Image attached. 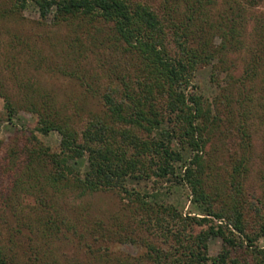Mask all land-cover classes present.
<instances>
[{
    "label": "trees",
    "instance_id": "trees-1",
    "mask_svg": "<svg viewBox=\"0 0 264 264\" xmlns=\"http://www.w3.org/2000/svg\"><path fill=\"white\" fill-rule=\"evenodd\" d=\"M261 2L0 0V18L21 17L31 6L38 23L50 19L64 27L73 59L98 45L114 58L99 76L64 68L82 89L84 102L75 107L85 114L76 124L49 91L23 93L17 103L0 81L5 118L12 121L20 108L32 117L19 129L26 141L16 137L1 151L0 177L15 200L32 188L40 207L8 225L10 236L0 237V264H79L80 251L105 264H143L140 256L116 257V263L109 256L112 242L140 244L143 231L164 236L166 244H141L150 264H264V12L244 13ZM214 59L210 78L217 91L205 95L193 82L195 70ZM43 62L37 67H59ZM89 97L94 101L87 106ZM53 131L59 134L56 148L38 136ZM255 132L263 192L249 199ZM220 151L227 153V172L212 179ZM177 186L188 190L192 211L170 200ZM98 191H111L121 201L114 223L80 227L66 213L63 196ZM211 236L221 240L215 255L208 253ZM21 238L20 249L13 248ZM59 239L70 245L65 252L57 253Z\"/></svg>",
    "mask_w": 264,
    "mask_h": 264
},
{
    "label": "rangeland",
    "instance_id": "rangeland-1",
    "mask_svg": "<svg viewBox=\"0 0 264 264\" xmlns=\"http://www.w3.org/2000/svg\"><path fill=\"white\" fill-rule=\"evenodd\" d=\"M222 2L223 0H219ZM220 5H218L219 7ZM260 11L264 12V2L257 3L254 6H249L245 13V16L252 14H258ZM18 17V16H17ZM251 18V17H250ZM38 13L31 6L26 7L22 11V16L18 18H11L10 16L0 18V81L2 83V90L5 91L12 99L17 103H22L23 93L34 94L38 96L41 93L49 91L54 97L56 105L59 103L64 106L63 111L70 114L74 120V124L78 121H82L80 118L85 114L84 111H76V104H83L84 99L81 93V85L78 79L74 76L68 75L66 69L75 68L76 72L82 76L88 78L91 74L99 73L105 74V67H109L110 61L114 58L109 52L104 53L103 47L98 45L86 46L83 52V56H80L78 60L73 59L74 46L70 43L68 32L65 28H57L52 25L51 20H47L46 23H38ZM252 23H249V28ZM88 45V44H86ZM35 56V57H34ZM43 60L44 63L54 64L57 67L56 70H44V66L37 67L38 61ZM241 63V59H237ZM216 59L210 61L207 64H200L195 70V77L193 82L197 84L198 89L205 95H213L217 91L216 84L211 81V70ZM234 73L237 75L236 70L238 67H233ZM65 71V72H64ZM102 76V75H101ZM220 77L224 76V73L219 74ZM30 83V84H25ZM255 82L261 84L259 78L255 79ZM225 83V82H223ZM28 85V86H27ZM256 86V85H255ZM256 95V88L254 91ZM0 98V138L2 139L0 154L4 149L6 143L12 142L14 138H21L19 129L27 126L32 120L29 111L24 108H20L12 121L5 118L4 105ZM89 101L87 106H90L94 98L89 97L86 99ZM86 106V104H85ZM259 132L254 133L253 144L254 153L252 157V168L247 177L246 189L248 192V198L252 199L251 194L260 195L263 189L260 186L259 179L257 177L256 169L260 165V158L257 153L261 151V139L259 138ZM43 143L49 144L52 148L57 147L59 134L56 131L50 132L46 135L38 134ZM23 141H26L23 138ZM229 142V141H228ZM230 147L229 145H227ZM219 151V150H218ZM208 154L213 153V149H208ZM207 154V153H206ZM207 154V155H208ZM227 153L221 152L218 158L214 159L213 170L211 172L212 179H223L226 175L227 164L224 160ZM225 161V162H224ZM21 162V161H20ZM84 167V160L80 162ZM226 168V169H224ZM31 180L28 176L25 179ZM3 177H0V206H4L3 209L8 213L4 214V210L0 208V237L8 238L11 231L8 228L9 224L19 221L17 218L20 215L28 216L31 211L40 209L34 204L35 196L31 194L33 189L26 191L29 187L24 188V195L20 199L15 200L12 197V190L9 186H5L7 183H2ZM145 182L141 181L138 185H143ZM1 188H3L1 190ZM11 191V193H10ZM11 196V197H10ZM64 208L66 213L71 217L74 216L75 221L80 227L85 226L87 223L89 226H93L94 221L101 220L105 226L108 223H114V215L117 212V208L120 206L119 198L111 191H98L94 193H86L79 197L72 192H67L63 196ZM170 200L176 202L179 209L183 212L192 211L193 207L189 201L188 190L183 187H175V190L170 195ZM3 215L6 217L4 218ZM253 216V214H251ZM137 217V216H136ZM110 218V219H109ZM28 219V217H27ZM109 219V221H107ZM256 219V218H255ZM136 222V221H135ZM111 224V225H112ZM135 228V227H133ZM140 228H135L137 233ZM139 237H143V241L140 244L133 242H120L115 241L110 244L109 256L111 261L116 263V257L136 259L137 256L143 259V264H150V260L145 253V247L141 244L144 242H152L159 247H166L164 236H156L153 233L141 232ZM13 248L22 246V238L14 241ZM25 240L23 241V243ZM220 238L218 236H211L208 239V253L215 255L219 249ZM260 243L264 244V236L260 238ZM57 253L65 252L70 245L64 246V240L59 239L55 242ZM20 251V250H17ZM143 255H142V254ZM81 257L79 264H105L102 258L93 257L89 255V252H81L75 255ZM146 257V258H145Z\"/></svg>",
    "mask_w": 264,
    "mask_h": 264
}]
</instances>
